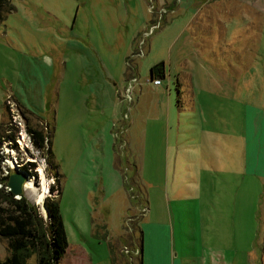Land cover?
I'll return each instance as SVG.
<instances>
[{"label": "rangeland", "instance_id": "obj_1", "mask_svg": "<svg viewBox=\"0 0 264 264\" xmlns=\"http://www.w3.org/2000/svg\"><path fill=\"white\" fill-rule=\"evenodd\" d=\"M188 1L13 0L16 8L0 17V164L12 173L36 161L35 190L23 193L48 219L56 170L28 123L53 132L70 243L62 264H114L111 246L117 264H140L139 225L150 264L157 220L161 264H264V174H245L251 143L264 147V0H233L219 67L180 33L206 0ZM162 60L172 75L193 74L190 101L168 74L161 85L151 80ZM176 139L192 145L188 156L201 166L183 203L167 198ZM8 252L0 237V260Z\"/></svg>", "mask_w": 264, "mask_h": 264}, {"label": "trees", "instance_id": "obj_2", "mask_svg": "<svg viewBox=\"0 0 264 264\" xmlns=\"http://www.w3.org/2000/svg\"><path fill=\"white\" fill-rule=\"evenodd\" d=\"M16 8L13 0H0V17ZM151 74L154 77L164 78L166 75L165 61H159L151 66ZM28 111H30L28 109ZM27 130L33 142L41 149L46 147V155L49 165L56 170L57 184H52L53 191L58 190V196H46L48 219L44 218L39 207L31 202L22 193L15 196V193L8 188L11 173H4L0 164V237L5 238L8 243V254L0 264H31L30 258L35 255V264H62V259L69 247V238L66 224L61 208L62 173L58 171V163L52 147L53 132L45 133L43 129L30 125ZM3 157V154H1ZM0 157V162H1ZM36 161L28 160L21 165L22 169L29 171V174L37 176ZM146 211V209H145ZM139 246L138 256L140 264V245L143 240V230L139 225ZM114 264L118 260L114 254L115 247L111 246Z\"/></svg>", "mask_w": 264, "mask_h": 264}, {"label": "crops", "instance_id": "obj_3", "mask_svg": "<svg viewBox=\"0 0 264 264\" xmlns=\"http://www.w3.org/2000/svg\"><path fill=\"white\" fill-rule=\"evenodd\" d=\"M188 2L190 3V5H192L193 3L196 4L201 1L189 0ZM221 2H224L225 5L221 10L222 12L221 11L217 12V10H220L219 5ZM205 3H209V5L211 4L215 5L216 11L215 12L200 11L202 10L204 6L203 4ZM205 3L203 4L201 3L202 5L200 4V7L193 8V10L188 15V19L181 28L180 33L185 34L186 40L191 42V44L193 43L195 44V46H200L202 48H205L209 53V57L207 60L212 62L213 65L219 67L218 62L220 63V60L218 59L217 55L218 52H220V50L222 49L221 46L225 45L224 40L226 39L225 33L227 30L225 26V21L222 18L227 19L231 15V13H233L230 12V10L234 11V9L232 8L234 1L206 0ZM175 13L176 12H167L166 14L168 15L165 17L169 18L171 14L174 15ZM261 15L262 14H260V17L262 18ZM235 33H240V32L238 31ZM172 44L174 45L175 42L174 41L171 42V45ZM213 55L214 57H212ZM165 69H166V65H165ZM219 70H223V68ZM167 74L169 76V81L177 85V92H179V94H182L186 101L187 100L190 101L193 95L192 85H191L193 81V74L187 71H179V73H174L172 75V71L170 70V68L168 69V71L166 70V75ZM162 83H163V78L162 81L157 85H161ZM179 98L180 95H178V101L180 100ZM256 108L257 107L254 106L255 111ZM258 123H259L258 119L257 117H255L254 126L258 127L259 126ZM258 142H259L258 138L257 140L254 139V142L252 143L250 142L251 148L248 150V153H246L245 155V164H246L245 174L249 176L258 175L257 173L261 175L264 174V171L260 170L259 167V164H261V162L264 161V147L260 142L258 144ZM182 145H181V141H178L176 139L173 141L171 140L168 146V154L173 155L176 163L171 168V171H173L174 180L171 183V191H169L170 194L168 192L167 198L168 199L170 198L179 203L180 202L183 203L184 202L183 199L187 200L188 198H191L190 196H193V192L195 190L194 184H196V180H198V178L200 177L199 175L201 173L200 172L201 166L198 163L196 164V162H191L190 156H188L192 151L191 150L192 145L188 143L185 144V141L182 143ZM170 199L169 202H171ZM189 207H191V204L189 205ZM162 221L163 220H157L155 222V226L150 230L151 231V235H150L151 239L149 242V255L151 256L150 264H161V261L159 259V252H158L159 251L158 236L161 231L159 226L162 225L163 223ZM173 226H175L174 222H173ZM173 238L175 242V227L173 229ZM143 249H144V244H143Z\"/></svg>", "mask_w": 264, "mask_h": 264}, {"label": "water", "instance_id": "obj_4", "mask_svg": "<svg viewBox=\"0 0 264 264\" xmlns=\"http://www.w3.org/2000/svg\"><path fill=\"white\" fill-rule=\"evenodd\" d=\"M153 79V76L151 74V80ZM14 171H12V173L10 174V177H9V186H10V189L15 193V194H22L24 192V189H25V184L27 182V180H29L30 178V174L24 170V169H19L17 167H14ZM44 208L45 211L47 212V207L44 203ZM48 214V213H47ZM140 251H141V262H142V259H143V240H142V243L140 245ZM142 264V263H141Z\"/></svg>", "mask_w": 264, "mask_h": 264}, {"label": "bare ground", "instance_id": "obj_5", "mask_svg": "<svg viewBox=\"0 0 264 264\" xmlns=\"http://www.w3.org/2000/svg\"><path fill=\"white\" fill-rule=\"evenodd\" d=\"M41 173H42V176H44L43 168H41ZM43 179H44V184H43V185H44V189L46 190L47 187L49 186V184H48V182H47V180H46L45 177H44ZM29 180H30V179H29ZM29 180H27L28 182H26L25 187H26V188H34V190H35V187H34L33 181H29ZM42 192H43V191H42ZM45 194H46L45 191H44L43 193H39V195L37 196V199H38V202H39V203L44 199ZM45 209H46V208H44V210H45Z\"/></svg>", "mask_w": 264, "mask_h": 264}, {"label": "built area", "instance_id": "obj_6", "mask_svg": "<svg viewBox=\"0 0 264 264\" xmlns=\"http://www.w3.org/2000/svg\"><path fill=\"white\" fill-rule=\"evenodd\" d=\"M160 24H161V20L159 19L156 23H154L153 25H152V27H151V31L152 30H154L156 27H158V26H160ZM149 30V31H150ZM149 31H146V33L148 34V32ZM136 79V77H133L132 78V80H135ZM153 81H154V83H156V84H158V83H160L161 81H162V78L160 77V76H157V77H154L153 78ZM128 90H130V88L128 87L127 88ZM45 159V158H44ZM52 185V184H51ZM51 187V186H50ZM126 251H129V248L126 246L125 248H124Z\"/></svg>", "mask_w": 264, "mask_h": 264}]
</instances>
